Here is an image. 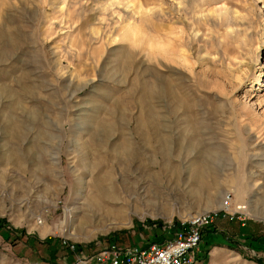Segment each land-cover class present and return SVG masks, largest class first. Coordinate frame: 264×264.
Masks as SVG:
<instances>
[{"label":"rangeland","instance_id":"1","mask_svg":"<svg viewBox=\"0 0 264 264\" xmlns=\"http://www.w3.org/2000/svg\"><path fill=\"white\" fill-rule=\"evenodd\" d=\"M226 194L197 264H264V0H0V264L162 242Z\"/></svg>","mask_w":264,"mask_h":264},{"label":"built area","instance_id":"2","mask_svg":"<svg viewBox=\"0 0 264 264\" xmlns=\"http://www.w3.org/2000/svg\"><path fill=\"white\" fill-rule=\"evenodd\" d=\"M231 207L232 196L226 194L220 208L192 215L162 242H151L143 247L113 244L96 253L77 257L72 264H197L205 232L221 217L234 221L244 210L238 206L235 211Z\"/></svg>","mask_w":264,"mask_h":264},{"label":"bare ground","instance_id":"3","mask_svg":"<svg viewBox=\"0 0 264 264\" xmlns=\"http://www.w3.org/2000/svg\"><path fill=\"white\" fill-rule=\"evenodd\" d=\"M120 151H123V153H126L127 149H124L123 148V150H120ZM121 156H123V155H121ZM198 176L201 178V180L204 181L202 175L198 174ZM96 182H97L96 190L98 191V195L95 198L93 197V201L91 202L92 203V206H94L93 208L98 207V209H99L100 202H101V204L102 203L111 204V202H116L117 201L116 203H119V201L122 200L120 198L121 195H122V191H119V190H121V188H123V187L121 186V188L119 189V187L116 186V183H114L113 178L110 177L109 179H107L105 177H102V178L98 179V181H96ZM203 186H204V183H203ZM130 190H131L132 193L134 191H136V190H134V188H130ZM123 192H124V188H123ZM99 200H102V201H99ZM127 204H128V202L124 201L123 202L124 207L121 206L123 209H119V210L118 209L111 208L112 206L111 207L108 206L111 209L110 210H106L105 215L106 216L108 215V217H110V218L111 217L112 218H115L116 220L117 219H120V218L122 219L123 217H125L124 213L126 211L124 209L126 208V206H128ZM239 207L241 209H246L245 207H242V206H239Z\"/></svg>","mask_w":264,"mask_h":264},{"label":"crops","instance_id":"4","mask_svg":"<svg viewBox=\"0 0 264 264\" xmlns=\"http://www.w3.org/2000/svg\"><path fill=\"white\" fill-rule=\"evenodd\" d=\"M218 220H219V219H218ZM218 220H217V221H218ZM217 221H216V222H217ZM243 225H244V224H243Z\"/></svg>","mask_w":264,"mask_h":264}]
</instances>
